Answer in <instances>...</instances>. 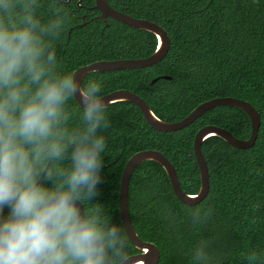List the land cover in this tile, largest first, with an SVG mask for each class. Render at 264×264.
I'll list each match as a JSON object with an SVG mask.
<instances>
[{
    "label": "trees",
    "instance_id": "trees-1",
    "mask_svg": "<svg viewBox=\"0 0 264 264\" xmlns=\"http://www.w3.org/2000/svg\"><path fill=\"white\" fill-rule=\"evenodd\" d=\"M107 1L115 10L160 25L171 47L156 65L93 72L86 75L85 83L102 81L105 95L131 91L144 99L159 119L170 123L181 121L200 104L220 97L247 101L261 116L258 137L250 149L235 148L217 136L203 142L210 191L196 206L178 199L159 163L138 165L131 175L128 194L135 231L142 241L159 248L158 264H197L192 254L201 240L208 241L210 264H248L246 257L251 252L264 255V0ZM51 2L39 0L37 17L42 22L51 18ZM60 2L70 13V24L55 41L62 74L97 61L147 58L157 49L158 39L152 32L110 17L102 21L95 0ZM156 78L158 81L151 85ZM108 111L111 128L97 132L108 137V147L102 153L99 194L89 203L101 205L110 223L118 226H123L122 174L135 153L161 152L176 168L183 192L196 195L201 188L194 151L196 133L213 125L238 139L247 140L252 135L248 114L232 106L215 107L175 132L152 128L140 108L129 101L116 102ZM70 163L64 161L65 165ZM41 183L53 186L43 178ZM197 207H211L213 211L206 223L193 225L191 212ZM10 211L5 207L4 217ZM129 244L131 255L140 252L130 240Z\"/></svg>",
    "mask_w": 264,
    "mask_h": 264
},
{
    "label": "clouds",
    "instance_id": "clouds-1",
    "mask_svg": "<svg viewBox=\"0 0 264 264\" xmlns=\"http://www.w3.org/2000/svg\"><path fill=\"white\" fill-rule=\"evenodd\" d=\"M40 7L39 0H0V264H129L126 225L111 224L101 205L89 203L108 147L97 132L111 128L114 101L102 81L59 71L55 41L70 13L52 0L42 22ZM212 211L195 208L193 225ZM207 247L201 240L193 250L197 264H210ZM246 259L264 264L255 251Z\"/></svg>",
    "mask_w": 264,
    "mask_h": 264
},
{
    "label": "water",
    "instance_id": "water-1",
    "mask_svg": "<svg viewBox=\"0 0 264 264\" xmlns=\"http://www.w3.org/2000/svg\"><path fill=\"white\" fill-rule=\"evenodd\" d=\"M80 1L81 0H79V2ZM95 2V9L100 11L101 14L99 15V18L102 21L106 22L107 18L110 17L130 27L152 32L157 36L158 46L156 51L147 58L119 59L107 61L103 60L82 66L74 72L77 73V79L82 81L84 80L86 75L93 72L123 69H142L151 67L165 59L171 47V40L165 29H163L157 23L145 19H137L118 10H115L109 5L107 0H95ZM165 78L171 79V77ZM157 81L158 78L154 79L151 82V85L155 84ZM106 96L108 100H113L114 103L129 101L136 104L140 108L141 112L144 115V118L149 123V125L160 132H175L181 130L191 125L197 118L205 114L207 111L218 106H232L242 109L248 114L251 120L252 135L247 140L238 139L233 135L232 132L213 125L204 126L196 133L194 139V151L197 163L199 165L201 177V188L199 193L196 195H189L183 192L176 168L171 163V161L159 151L145 150L137 152L126 163L120 183V215L122 224L126 225V231L129 235L130 242L136 247V249L140 251L135 255H131L132 259L130 260L129 264H158L161 257L159 248L153 243L145 242L140 239L139 235L133 227L129 214V183L134 169L138 165L146 161H155L159 163L166 171L173 191L178 199L187 206H196L206 199L210 191L209 169L201 149L203 142L212 136H217L235 148L250 149L256 143L258 132L261 126V116L247 101L236 99L233 97H220L200 104L181 121L170 123L159 119L153 113L146 101L131 91L117 90L106 94ZM77 204L83 210V205H81L79 202H77Z\"/></svg>",
    "mask_w": 264,
    "mask_h": 264
}]
</instances>
